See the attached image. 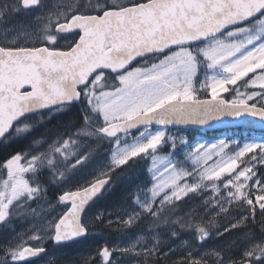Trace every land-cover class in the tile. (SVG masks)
Returning <instances> with one entry per match:
<instances>
[{
    "label": "snow or ice",
    "instance_id": "snow-or-ice-1",
    "mask_svg": "<svg viewBox=\"0 0 264 264\" xmlns=\"http://www.w3.org/2000/svg\"><path fill=\"white\" fill-rule=\"evenodd\" d=\"M21 6L33 10L42 7L43 2L20 0L17 7ZM66 33L78 39L61 49L59 41L66 39L62 35ZM36 39L43 46L0 45V138L27 134L34 126V116L42 118L44 110H69L81 100L87 104L84 125L75 133V139L43 141L48 143V151L18 153L4 163L7 175L0 180V222H6L14 206L42 191L38 177L44 168L57 169L62 164L63 171L58 175L63 180L67 173L86 165L90 154L80 149L81 139L114 144L112 164L116 167L128 165L142 154L150 156L155 166L159 146L171 139L164 130L170 124H205L222 115H250L264 120V92L234 88L231 100L220 95L242 80L246 87L264 90V0L66 3L55 13V19L48 17ZM201 70L203 80L198 75ZM257 72L259 75L249 76ZM199 90L211 98L199 99ZM257 96L259 102H255ZM153 124L163 127L152 131ZM141 128L143 131L132 142L122 140L120 134L126 137L129 130ZM35 143L42 146L40 140ZM204 147L197 145L191 171L171 161L162 168L156 166L150 197L138 200L140 211L133 210L122 222L131 226L147 214L157 222V228L160 223H179L169 218L176 202L207 188L206 182H211L212 191L219 193L216 182L225 174H229L222 185L226 196L217 199L214 206L222 211H227L224 203H235L241 209L248 206L247 214H241L230 228L255 220L257 211L264 217V177L254 171L257 163H264V142L244 143L231 154L224 152L227 143L223 140L219 147L213 144L201 155ZM213 155L219 159L209 164ZM27 173L31 175L26 178ZM186 177H192V182L181 183ZM109 179H96L59 196L60 202H70L71 206L52 226L57 243L87 233L81 215ZM212 205L209 200L206 208ZM180 226L193 229L201 242L211 235L208 228L191 221ZM30 239L40 241L42 237L33 235ZM26 243L21 238L9 249L13 264H30V258L45 251L42 246ZM160 247L158 235L141 236L122 251L142 253L145 260L154 256L159 259ZM112 251L108 247L100 251L105 264H112ZM209 259L214 264H264V239L256 242L254 236L248 237L239 260L231 256L226 260L216 251L201 255L187 249L178 264H209Z\"/></svg>",
    "mask_w": 264,
    "mask_h": 264
},
{
    "label": "rangeland",
    "instance_id": "rangeland-1",
    "mask_svg": "<svg viewBox=\"0 0 264 264\" xmlns=\"http://www.w3.org/2000/svg\"><path fill=\"white\" fill-rule=\"evenodd\" d=\"M42 2V7L33 10H25L22 6L17 7L20 0H0V41L2 44L7 46H16V44H19V46H43L36 39V35L41 32L43 26L48 22V17L51 16L55 19V13L63 10L64 4L79 3V0H42ZM65 44L67 43L64 42V39H60L58 47ZM198 75L200 80L204 79L202 70ZM253 75H259V72L256 74H249L250 77ZM244 79L247 80L248 78ZM197 87H199L198 84ZM228 87L229 91L222 92L220 95L223 96L226 93L230 94L231 99L235 96L234 88H239L241 92L248 93L253 91L264 92V90L259 88L246 87L244 80L238 81L236 86L230 85ZM197 96L200 98L209 95L203 90H199ZM259 101L260 97L257 96L255 102ZM253 102L254 101H249V103ZM38 121L39 120L34 119L32 123L38 125ZM157 129L158 128H151L152 131ZM164 130L166 137H170L171 139L162 142L159 146L156 153L157 161L155 166L151 158L149 167L151 183L149 187L143 193L134 196L126 194L125 197L116 204L110 206L99 204L98 207H92L86 216L87 226L92 225V218L97 216L101 221L106 220L109 223L106 225L116 224L114 228H119L122 231H118L117 233L111 232V238H108V236H102V234L90 235L88 238L84 239L83 242L71 244V247H68L66 251V264H105L102 257L99 255L104 247L113 250L111 256L112 264H141V260L145 259L142 253L137 255L132 251H122V249L127 248L129 244L135 242L141 236L151 237L152 235H158L161 241L160 258L164 260L170 257L172 260H175V263L179 262L180 257L186 254L187 249L198 251L201 255L216 251L220 252L226 260L229 256L233 259L239 260L242 257L244 248L248 244V237L254 236L256 242L264 239V236L260 237L257 233H254L253 229L247 231L241 230V227L246 223H242L236 228H230V225L236 223L241 214H243L236 211L239 207H237L235 203H224V207L227 211H222L220 208L214 206L217 199L226 196V192L222 185L228 178L229 174H225L221 177L220 181L216 182L217 185H220L219 193L212 191L211 182H206L208 183L207 188L198 190L196 193H189L188 196L183 197L180 201L189 196H192L193 198L192 207L190 210H187L189 216L185 219V214H182L181 216L176 215L172 219L179 221L184 218V221H191L194 224H199L200 226L208 228L211 235L203 242L199 241L194 230L187 226L183 229L188 234H178L176 228L170 225H164L163 223H160L159 228H157V222L147 214L144 215L143 219L131 226L122 222L123 220H127L128 214H131L133 210L137 212L140 211L139 204L137 203L138 200L143 202L146 198L150 197L149 189L154 183L153 173L155 172L156 166H161L162 168L164 163L171 161L172 164L191 171L193 168L192 156L195 154L197 145L199 144L205 145V147L200 150L201 155H203L210 150L211 145L215 144L219 147V143L222 140L227 143V147L224 149V152L227 154H231L232 150H238V148L242 147L244 143L253 140L264 142V134H251V132L245 131H242L241 133L246 137L238 135L240 134V131H229L220 135V137L216 139H210L204 136L192 138L185 132H180L178 130H170L166 128H164ZM141 131H143V129ZM139 133L129 134L126 137L121 136V138L122 140L126 139L130 143L132 142L133 137L139 136ZM24 135H21L20 137ZM81 140L85 142V154H90L89 159L83 168H78L76 171V173H78L73 177L74 179L62 188V193L81 189L82 187L87 186V183L95 182L96 179L111 176L115 170L122 167H116L112 164V152L115 147L114 144L110 145L107 141L97 144L94 142V138ZM33 144H35V142ZM20 154L24 155V153ZM248 155L250 156L251 154ZM218 159L219 157L213 155L212 160L208 161V163L212 164ZM242 159H247V157ZM240 167L242 168L244 165H240ZM110 168L112 169L111 171H109ZM254 171H256L257 176L264 177V163H257ZM3 173L4 175L0 180L6 178V170H4ZM25 175L27 178L31 173ZM39 176H41V174ZM184 182L191 183L192 177H186L185 181H182L181 183ZM33 186L37 185L33 184ZM39 188L41 189L40 186ZM209 200L213 202V205L206 208V203ZM180 201H177L176 203ZM221 202H223V200H221ZM68 208L69 207L60 202L58 198L52 195H44L43 191H40L33 199L24 200L20 206H14L11 211V216L6 222H0V250H4L0 253V264H3V261L5 260H7V264H13L8 256V251L10 248L15 247V245L20 242L21 238L27 242L25 246L28 244L38 245L42 243V240L34 241L31 240L30 237L33 235H39L42 237V233L51 229L50 224L52 223L54 225L56 221L58 222V219ZM18 210H40V213L27 217L19 226H11L8 221L13 216H19ZM46 210H50L48 213L49 215L42 218L43 212ZM260 219L263 223L264 217L260 215ZM138 225H141L140 230H130ZM226 228L229 230L225 231ZM150 229L152 230L151 232L149 231ZM173 232L175 233V236H173ZM141 243H143V241H141ZM150 259L157 258L154 256ZM209 264H214V260L209 259Z\"/></svg>",
    "mask_w": 264,
    "mask_h": 264
},
{
    "label": "trees",
    "instance_id": "trees-1",
    "mask_svg": "<svg viewBox=\"0 0 264 264\" xmlns=\"http://www.w3.org/2000/svg\"><path fill=\"white\" fill-rule=\"evenodd\" d=\"M94 2V0H93ZM80 4L88 3V0H79ZM205 97V96H204ZM85 109L79 104H74L71 109L63 110V111H53L52 113L46 112L43 113V117L34 116V119L39 120L38 125H34L32 131L29 133L28 137H25L21 140L13 141L11 143V149L7 146H4L0 149V178L3 177L5 170L3 165L5 163L6 157L13 152L20 153H29L36 154L37 150L40 152L48 151V143L54 142L60 139H69L72 137L75 139V133L84 125V115ZM185 132L190 137L195 138L198 136H204L210 139H216L220 137V135L225 132H204V131H182ZM231 131H240L241 137H246L242 135V131L252 132L250 130L244 128H238ZM31 134V135H30ZM264 134V133H260ZM42 141V146L33 144L35 141ZM43 141H47L48 143H43ZM80 149L86 153L85 142L83 140L79 141ZM28 146V147H26ZM36 150V151H35ZM25 153V154H26ZM74 162V161H73ZM151 157L143 155L141 157L134 158V161H130L128 165L122 166L119 169L115 170L111 177V183L107 188L106 192L103 196L92 205V207L103 205L110 206L120 202L126 194L130 196H134L136 194L143 193L150 185V167ZM63 171V165L61 164L57 169H48L44 168L41 172V176L38 177V185L41 187L44 195H52L59 199V196L62 195V188L65 187L66 184L72 181L76 172L67 173L66 179H61L58 175V172ZM47 172V173H46ZM71 179V180H70ZM36 185V184H35ZM55 193V194H54ZM133 194V195H132ZM193 198L192 196L187 197L186 199L176 203V207L170 213V220H172L176 215L181 216L185 214V219L188 218L187 210H190L192 207ZM91 207V208H92ZM247 205H244V208H238L240 213L247 214L246 209ZM90 208V209H91ZM89 209V210H90ZM184 221V218L179 220V223H169L168 225L176 228L178 234H186L187 232L183 229L184 227L180 226V223ZM255 223V225H254ZM116 226V224L114 225ZM108 228L101 227L100 225H89V234L90 235H98L103 234V236L112 237V233H117L118 231H122L119 228ZM186 227V226H185ZM141 229V225L131 228V231H137ZM253 229L254 233H257L260 237L264 236V222L262 223L260 219V213L257 211L256 219L249 220L246 224L241 227V230H249ZM236 231V230H235ZM112 232V233H111ZM188 234V233H187ZM89 235V236H90ZM68 247H71V245ZM141 264H178L175 263V260H172L170 257L166 259H148L141 260Z\"/></svg>",
    "mask_w": 264,
    "mask_h": 264
},
{
    "label": "flooded vegetation",
    "instance_id": "flooded-vegetation-1",
    "mask_svg": "<svg viewBox=\"0 0 264 264\" xmlns=\"http://www.w3.org/2000/svg\"><path fill=\"white\" fill-rule=\"evenodd\" d=\"M63 36L66 37V39H64V42H66L67 44L65 45H61L60 48L61 49H64V48H67L69 45H71L76 39H78L77 36H75L74 34H62ZM0 45L2 46H7V45H4L1 43L0 41ZM221 97H224L225 99L227 100H231L230 98V94H224L223 96ZM79 104L84 108L86 109L87 107V104L86 102H84L83 100H81V102H79ZM48 112V111H47ZM46 113V112H44ZM32 122V121H31ZM31 135V134H30ZM29 134H26L22 137H17L16 135H11V136H7L3 141L2 143H0V149H2L4 146H7L11 149V143L13 141H17V140H21L25 137H28ZM28 147V146H26ZM18 154V152H13V153H10L7 157H6V160L5 162L10 159L13 155H16ZM20 154V153H19ZM109 177V176H107ZM19 211V216H13L9 221L8 223L10 222V225L11 226H19L23 223V221L29 217V216H33L35 214H39L40 213V210H18ZM50 210H46L43 212V216L42 218H45L46 215H49ZM90 210L87 211L85 217H84V220L83 222L86 224V216L88 215V212ZM57 222V221H56ZM55 222V223H56ZM106 224H109L106 220H100L97 216H94L92 218V225H100L101 227H110L112 228L115 224H111V225H106ZM53 224L51 223L50 224V227L51 229H49L47 232H44L42 233V243L38 244V245H33V244H28L26 246H42L44 247L45 251L41 254H39L38 257H35V258H32L30 259V264H66L65 263V258H66V251H67V248H68V244H55L54 242V229H53ZM87 226V224H86ZM87 229H88V226H87ZM89 229H88V237H89ZM87 237V238H88ZM86 239V238H85ZM84 240V239H83ZM83 240H80L78 241L77 243H80V242H83ZM71 245V244H69ZM4 250H0V253H2ZM6 256V255H5ZM4 256V257H5Z\"/></svg>",
    "mask_w": 264,
    "mask_h": 264
},
{
    "label": "water",
    "instance_id": "water-1",
    "mask_svg": "<svg viewBox=\"0 0 264 264\" xmlns=\"http://www.w3.org/2000/svg\"><path fill=\"white\" fill-rule=\"evenodd\" d=\"M66 34H68V33H66ZM221 98H223V97H221ZM203 99H210V98H203ZM223 99H225V98H223ZM75 104H77V103H75ZM44 112H47V110H44ZM151 127L157 128V127H163V126L153 124ZM166 128L181 129V130H185V131L193 130V131H204V132H223V131L233 130V129H237V128H245V129H248L251 131L264 132V120H262L260 117H252L250 115H246L245 117H232V116H228V115H222V116H219V117L214 118V119H209L205 124L174 123V124L168 125ZM141 130H142V128L139 130L131 129V130H129V134L137 133ZM120 135H123V134H120ZM7 136L8 135L6 134V137ZM4 139L5 138H0V143H2V141ZM107 178H109V177H104L101 179H107ZM110 183H111V178L109 179V182L101 189V191L98 192L97 195L95 197H93L88 202V204L85 206V210L81 215L82 221L84 220V216H85L87 210L91 207V205L96 200H98L106 192ZM74 191H77V190H74ZM65 204L69 205V207L71 206L70 202H67ZM87 236H88V231L85 235H83L79 238H75V239L70 240V241L57 243L54 240V242L57 245H59V244H70V243H74V242H77L79 240L85 239ZM30 259H32V258H30Z\"/></svg>",
    "mask_w": 264,
    "mask_h": 264
},
{
    "label": "bare ground",
    "instance_id": "bare-ground-1",
    "mask_svg": "<svg viewBox=\"0 0 264 264\" xmlns=\"http://www.w3.org/2000/svg\"><path fill=\"white\" fill-rule=\"evenodd\" d=\"M35 151H36V150H35ZM83 151H84V150H83ZM42 152H43V151H42ZM19 153H20V152H19ZM25 153H26V152H25ZM25 153H24V154H25ZM0 166H1V165H0ZM46 173H47V172H46ZM54 194H55V193H54ZM132 195H133V194H132ZM108 228H109V227H108ZM102 236H103V234H102ZM105 237H106V236H105ZM108 238H109V236H108Z\"/></svg>",
    "mask_w": 264,
    "mask_h": 264
}]
</instances>
